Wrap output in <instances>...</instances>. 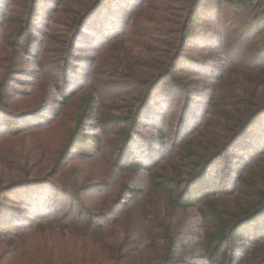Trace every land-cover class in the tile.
Returning a JSON list of instances; mask_svg holds the SVG:
<instances>
[{
	"label": "trees",
	"instance_id": "1",
	"mask_svg": "<svg viewBox=\"0 0 264 264\" xmlns=\"http://www.w3.org/2000/svg\"><path fill=\"white\" fill-rule=\"evenodd\" d=\"M22 263L264 264V0H0V264Z\"/></svg>",
	"mask_w": 264,
	"mask_h": 264
},
{
	"label": "rangeland",
	"instance_id": "2",
	"mask_svg": "<svg viewBox=\"0 0 264 264\" xmlns=\"http://www.w3.org/2000/svg\"><path fill=\"white\" fill-rule=\"evenodd\" d=\"M49 3V2H48ZM171 7H172V11L174 12L175 11V7L173 6V4H171ZM103 13H104V10H102V11H100V16H102L103 15ZM105 14V13H104ZM100 20H103V17L100 19ZM200 37H202V36H200ZM85 38V40L84 41H87V40H89L90 38H89V36H85L84 37ZM83 41V42H84ZM81 46V50H79V57L80 58H83V59H85L86 57H88L90 54H91V48L92 47H94V44H92V45H87V44H84V45H80ZM90 51V52H89ZM195 54H198V52H195L194 54H192V55H195ZM199 57V56H198ZM208 62V61H207ZM213 63V61H211V62H209L208 64H212ZM216 63L217 62H214V65H216ZM80 70V69H79ZM89 69H87V70H84L83 68L80 70L82 73H89V71H88ZM80 71H79V75H80ZM86 73H85V75H86ZM95 84L96 85H99V87H101L102 86V83L99 81V82H97V81H95ZM99 99L101 100V97H97V102L99 101ZM92 121V120H91ZM41 139V141H44L43 142V144L41 145V147L43 148V149H48V150H51V149H54V148H56V147H58L59 146V144H60V141H62L61 140V138H60V136L58 135V133L57 132H55V131H50L47 135H46V137H44V138H39V140ZM50 154V153H49ZM49 158L51 157V156H48ZM77 162H78V160H74L73 161V163L76 165L77 164ZM88 163H89V161H87L86 162V164L88 165ZM70 250H71V248H69L68 249V252L67 253H64L65 255H68V254H70ZM23 264V263H22Z\"/></svg>",
	"mask_w": 264,
	"mask_h": 264
}]
</instances>
